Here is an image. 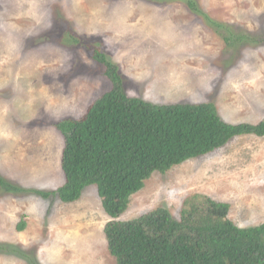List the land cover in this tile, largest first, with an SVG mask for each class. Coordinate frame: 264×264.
I'll use <instances>...</instances> for the list:
<instances>
[{"label": "rangeland", "instance_id": "rangeland-1", "mask_svg": "<svg viewBox=\"0 0 264 264\" xmlns=\"http://www.w3.org/2000/svg\"><path fill=\"white\" fill-rule=\"evenodd\" d=\"M194 1L247 38L226 44L188 0H0V174L23 188L0 186V264H117L95 184L71 203L34 192L65 181L56 123L80 118L112 87L96 49L119 65L129 96L212 103L230 123L264 118V0ZM200 194L230 203L239 226L264 222V135L238 134L153 172L119 219L160 207L180 219Z\"/></svg>", "mask_w": 264, "mask_h": 264}, {"label": "trees", "instance_id": "trees-1", "mask_svg": "<svg viewBox=\"0 0 264 264\" xmlns=\"http://www.w3.org/2000/svg\"><path fill=\"white\" fill-rule=\"evenodd\" d=\"M188 3L220 29L226 44L247 38L212 20L196 1ZM95 53L101 56L112 87L80 118L56 123L65 140L61 157L65 181L56 190L34 192L46 198L56 194L71 203L95 184L110 216L104 233L117 264H264V222L239 226L228 215L230 203L206 194L189 196L180 219L166 207L119 219L153 172L205 155L238 134L264 135V118L258 123H230L212 103L155 104L129 96L119 65L101 48ZM0 186L23 190L1 174ZM25 227L26 220L21 219L17 228Z\"/></svg>", "mask_w": 264, "mask_h": 264}]
</instances>
